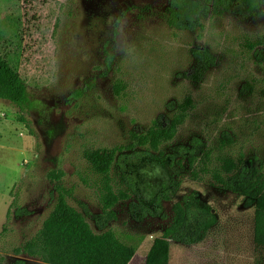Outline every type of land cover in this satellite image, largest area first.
<instances>
[{
    "label": "rangeland",
    "instance_id": "374dc122",
    "mask_svg": "<svg viewBox=\"0 0 264 264\" xmlns=\"http://www.w3.org/2000/svg\"><path fill=\"white\" fill-rule=\"evenodd\" d=\"M169 8L170 0H0V44H12L30 97L24 111L0 101V264H43L17 250L55 207L52 172L63 174L70 205L94 233L112 231L137 248L131 264H157L148 263L153 242L174 205L193 193L218 224L199 245L171 242L166 264H256L254 208L211 175L195 181L167 156L179 161L194 149L199 157L211 152V168L232 157L264 171V9L252 15L236 4L203 30L185 31L168 25ZM198 50L214 58L200 83L191 79ZM188 98L193 107L176 138L141 160L133 136L172 119ZM101 148L120 151L111 185L131 199L99 225L105 181L84 154ZM164 194L161 217L136 218L133 204L153 206Z\"/></svg>",
    "mask_w": 264,
    "mask_h": 264
},
{
    "label": "trees",
    "instance_id": "16d2710c",
    "mask_svg": "<svg viewBox=\"0 0 264 264\" xmlns=\"http://www.w3.org/2000/svg\"><path fill=\"white\" fill-rule=\"evenodd\" d=\"M67 1V0H50ZM245 9L255 15L264 9V0H170L167 23L171 28L185 31L204 29V21L210 16L221 17L236 8ZM11 46V47H10ZM12 44H0V101L9 102L22 111L30 103L28 83L18 70L15 53L10 50ZM196 66L191 75L192 81L200 83L205 74L214 65L213 56L203 50L195 52ZM122 83L115 85L119 94ZM193 101L188 98L177 109L176 115L169 121L158 120L145 133L133 136L134 150L143 148L141 160L151 153H161L165 144L172 142L185 123ZM19 120L26 124L24 116ZM230 139H228V143ZM118 149L101 148L88 150L84 154L94 172L102 176L105 181L103 194V214L98 222L108 223L116 220L115 208L124 201L131 199L128 193L116 194L111 185L110 174L114 166L123 158ZM171 165L186 164L195 181L203 175H211L215 183L223 190L234 193L243 198L246 208H254V245L257 254L256 264H264V171L247 160H236L232 157L220 158L211 168V152H204L202 157L194 149H183L182 159L176 156H167ZM49 179L55 183V207L44 222L39 233L26 242L18 253L37 259L43 264H131L137 253L135 246L122 242L118 236L107 231L96 234L86 220L69 203L71 191L60 182L62 173L52 172ZM133 195L136 197L138 189L135 180L131 179ZM176 188L180 183H176ZM163 200L169 201L168 195L160 196L154 205L139 200L133 204L135 216L139 221L147 217H161ZM173 220L164 231L162 237L157 238L149 251L148 263L166 264L171 256V242L185 246L203 243L211 230L217 226L218 218L213 209L201 202L197 193L186 196L173 207ZM10 215V211L8 216ZM5 231V229H4Z\"/></svg>",
    "mask_w": 264,
    "mask_h": 264
},
{
    "label": "crops",
    "instance_id": "0c3cea01",
    "mask_svg": "<svg viewBox=\"0 0 264 264\" xmlns=\"http://www.w3.org/2000/svg\"><path fill=\"white\" fill-rule=\"evenodd\" d=\"M132 263V262H131Z\"/></svg>",
    "mask_w": 264,
    "mask_h": 264
}]
</instances>
